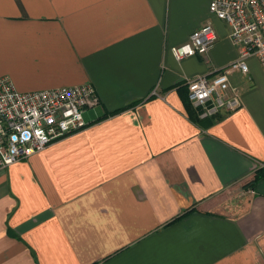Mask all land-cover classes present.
I'll use <instances>...</instances> for the list:
<instances>
[{"label":"crops","instance_id":"obj_1","mask_svg":"<svg viewBox=\"0 0 264 264\" xmlns=\"http://www.w3.org/2000/svg\"><path fill=\"white\" fill-rule=\"evenodd\" d=\"M211 1L0 0V77L98 98L85 128L0 169V264H264V176L246 187L264 171V70L229 75L237 110L188 103V78L239 55ZM207 22L209 53L177 60Z\"/></svg>","mask_w":264,"mask_h":264},{"label":"built area","instance_id":"obj_2","mask_svg":"<svg viewBox=\"0 0 264 264\" xmlns=\"http://www.w3.org/2000/svg\"><path fill=\"white\" fill-rule=\"evenodd\" d=\"M210 11L228 24L238 58L210 74L186 80L189 103L202 118L242 105L240 90L229 75L250 71L257 58L264 70V0H212ZM218 38L210 22L194 30L187 42L172 47L177 60L206 56ZM98 103L91 83L36 91H19L7 76L0 77V169L86 127L83 113Z\"/></svg>","mask_w":264,"mask_h":264},{"label":"trees","instance_id":"obj_3","mask_svg":"<svg viewBox=\"0 0 264 264\" xmlns=\"http://www.w3.org/2000/svg\"><path fill=\"white\" fill-rule=\"evenodd\" d=\"M188 94V92H187ZM189 103V102H188ZM190 104V103H189ZM191 106V105H190ZM196 112V111H195ZM264 176V171L263 170H258L255 178L246 185V187L254 185L259 179H261Z\"/></svg>","mask_w":264,"mask_h":264},{"label":"rangeland","instance_id":"obj_4","mask_svg":"<svg viewBox=\"0 0 264 264\" xmlns=\"http://www.w3.org/2000/svg\"><path fill=\"white\" fill-rule=\"evenodd\" d=\"M222 22L224 23V26H225L227 32H229L230 28H229L228 24L226 22H224V21H222ZM254 59L256 60V62L258 63V65L261 67L258 59L257 58H254ZM249 62H250V60H249ZM235 200H239V198H235Z\"/></svg>","mask_w":264,"mask_h":264}]
</instances>
